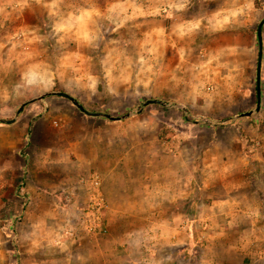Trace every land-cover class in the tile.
<instances>
[{
  "label": "rangeland",
  "instance_id": "374dc122",
  "mask_svg": "<svg viewBox=\"0 0 264 264\" xmlns=\"http://www.w3.org/2000/svg\"><path fill=\"white\" fill-rule=\"evenodd\" d=\"M263 18L264 0H0V118L50 92L132 114L50 96L0 123V264L224 238L217 203L248 159L264 164V57L262 108L235 118L257 107ZM152 99L177 106L139 112Z\"/></svg>",
  "mask_w": 264,
  "mask_h": 264
},
{
  "label": "crops",
  "instance_id": "0c3cea01",
  "mask_svg": "<svg viewBox=\"0 0 264 264\" xmlns=\"http://www.w3.org/2000/svg\"><path fill=\"white\" fill-rule=\"evenodd\" d=\"M246 168V176L238 177L226 187L223 200L217 203L220 207L214 212V216L222 223L220 228L224 238L209 237L196 244L199 248L197 254L192 245L194 242L189 238L183 243L178 240H142L140 246H135L138 252L135 257L119 254L120 264H191L193 258L197 257L198 264H221L229 259L223 254L226 251L236 255L238 264H264V185L260 186L264 183V164L248 159ZM252 199L254 205L249 202ZM228 234L234 239H230ZM159 246H165L166 249L159 251ZM85 260L93 262L94 258ZM108 261L104 263L108 264Z\"/></svg>",
  "mask_w": 264,
  "mask_h": 264
},
{
  "label": "water",
  "instance_id": "95a60500",
  "mask_svg": "<svg viewBox=\"0 0 264 264\" xmlns=\"http://www.w3.org/2000/svg\"><path fill=\"white\" fill-rule=\"evenodd\" d=\"M263 28H264V18L261 20V22L258 25V30H257V39H258V45H259V56H258V63H257V79H256V83H257V107L255 110H252L250 112H246V113H242L238 116H236L235 118H242V117H249L255 113H259L261 108H262V87H261V81H262V67H263V57H264V42H263ZM50 96H61L63 98L68 99L69 101L72 102V104L78 109L80 110L82 113H84L85 115L91 117V118H105L108 119L110 121L113 122H118V121H122L125 119H128L129 117L132 116L131 113H127L123 116H112L108 113H104V112H91L88 111L83 104H81L76 98H74L73 96L65 93V92H50V93H46L43 94L37 98H33L31 100H28L26 102H24L20 108L17 111V114L14 118H12L11 120H5L0 118V123L1 124H6V125H12L14 123H16L18 121V119L20 118L21 114L24 112V110L26 109V107L32 103H35L37 101L43 100L47 97ZM152 104H159V105H163V106H177L176 104H170L166 101H162V100H157V99H152V100H147L145 102L142 103V105L140 106V111L141 112L143 110V108L152 105ZM184 113L186 114V116L188 117L189 111L187 108H182ZM230 119L226 120L229 121ZM205 122L212 124L213 121L210 119H205ZM195 123H200V121H195Z\"/></svg>",
  "mask_w": 264,
  "mask_h": 264
},
{
  "label": "built area",
  "instance_id": "2783aa9c",
  "mask_svg": "<svg viewBox=\"0 0 264 264\" xmlns=\"http://www.w3.org/2000/svg\"><path fill=\"white\" fill-rule=\"evenodd\" d=\"M96 208H97V210L95 212L94 211H91V213H88V215L95 216V215L98 214L100 216H97V218H98L99 221H101L102 210L105 208V206L104 205H101V206H97ZM93 210H95L94 207H93ZM91 228H95V227L91 226Z\"/></svg>",
  "mask_w": 264,
  "mask_h": 264
}]
</instances>
